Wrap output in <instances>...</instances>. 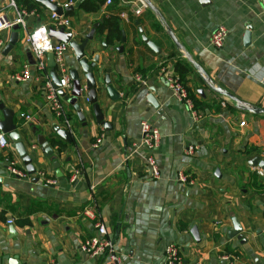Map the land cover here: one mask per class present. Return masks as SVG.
I'll return each mask as SVG.
<instances>
[{
    "label": "crops",
    "instance_id": "obj_1",
    "mask_svg": "<svg viewBox=\"0 0 264 264\" xmlns=\"http://www.w3.org/2000/svg\"><path fill=\"white\" fill-rule=\"evenodd\" d=\"M147 1L160 17L140 0H114L95 14L75 9L68 11L73 15L66 16L73 39L79 42L94 24L100 25L104 16L121 10L125 43L120 40L107 47L104 38L95 33L86 51L88 61L94 55L99 57L97 102L104 122L111 124L108 136L94 122L84 90L78 104L85 127L65 102L72 125L69 132L47 109L40 83L34 78L15 81L24 65L30 66L34 75V61L32 56L27 59L30 51L24 45L26 30H18L17 44L5 55L2 51L11 30L0 32V105L12 111L16 133L36 174L44 173L57 182L45 186L38 178L32 181L35 175L27 180L11 177L5 159L25 169L4 136L8 146L0 150V259L16 257L20 264H106L79 251L81 243L95 234V219L85 214L89 210L105 223L122 264H162L164 248L170 243L178 247L184 264H264V189H260L264 178L258 169L247 166L255 157L264 161V150L261 155L242 154L238 147L255 134L251 129L248 133L239 130L244 116L261 128L264 116L236 110L233 103L211 92L192 67L182 85L193 98L188 96L194 110L201 113V121L193 124L189 112L164 82L159 67L162 64L163 69L172 70L175 61L188 62L167 36L166 25L214 86L244 103L264 108V11L258 0ZM15 7H9L8 0H0V13L9 20L19 11V6ZM50 14L43 7V19L32 23L30 29L47 21ZM139 27L161 50L160 57L142 42ZM217 27L226 31L219 49L209 42ZM247 28L250 42L244 45ZM120 46L121 53L117 51ZM64 64L67 70L76 67L69 48ZM105 70H109L111 84L120 95L117 101L109 99L102 85ZM136 76L142 83L135 82ZM70 91L71 87L66 91L68 96ZM21 114L32 121L25 123L19 118ZM141 121L159 130V144L154 150L160 176L157 180L151 179L141 155L130 156L131 146L140 139ZM55 128L69 132L72 143L60 139ZM37 137L48 144L50 157L44 156ZM190 146L191 154L187 152ZM53 161L59 164L60 177L51 167ZM216 169L219 178L214 176ZM178 173L187 175L191 183H179ZM232 218L241 226L245 244L226 238ZM8 220L12 225L6 224ZM27 221L29 225L24 224ZM192 228H196L199 242L191 235ZM12 230L15 236H10ZM226 250L230 253L225 254Z\"/></svg>",
    "mask_w": 264,
    "mask_h": 264
},
{
    "label": "built area",
    "instance_id": "obj_2",
    "mask_svg": "<svg viewBox=\"0 0 264 264\" xmlns=\"http://www.w3.org/2000/svg\"><path fill=\"white\" fill-rule=\"evenodd\" d=\"M113 1L114 0H102V6L109 7L112 5ZM8 2L9 7L16 9L13 0H8ZM258 2L264 11V0H258ZM141 4L144 6L143 3ZM73 5L74 1H68L59 6L62 10H64L66 8L72 7ZM139 12L140 11L138 10L137 13ZM28 16L34 15L32 12L27 14L16 11L15 18L13 20H9L5 15L0 13V32L10 31L13 25H18L19 28L26 30L24 33V45L30 51L34 61V75L31 74L30 66L24 65L22 71L18 73V75L14 76V80L17 82H25L31 80V78H34L36 82L40 83L44 91V100L47 109L54 115L55 118L59 119L63 123L69 132H71L72 125L70 117L68 116L67 106L65 101L58 95L57 90L53 88L48 67L46 65V54H52L60 89L66 93V91L71 87V83L68 78V70L64 64V55L69 47L67 44L58 43L51 39L48 36V30L49 28L54 30L64 28V30L70 33L73 38L70 19L64 16V14L58 17L54 13H51L47 21L39 24L33 29L27 30L23 17ZM225 38V29L223 27H217L209 38L210 45L215 49H219L222 47ZM160 72L164 82L167 84L174 98L189 112L193 124L199 123L202 118L201 113L194 110L193 104L188 98L187 92L177 75L173 72V70L163 69L162 67ZM135 82L142 83V80L140 77L136 76ZM19 118L25 123L32 121L31 117L28 115L21 114L19 115ZM239 125L240 127H243L245 122L241 121ZM139 131L140 139L137 143L131 146L130 156L141 155L149 171L151 179L157 180L160 176L154 161V150L159 144V130L148 121H141L139 124ZM7 146L8 143L5 137L1 134L0 150H4L7 148ZM187 152L191 154L193 152V147H188ZM4 163L6 164L7 172L11 177L20 180H27L31 178L27 176L23 169L19 168L16 163L10 159H5ZM35 176L36 178L40 179L45 186L57 185L56 180L47 177L44 173H37ZM177 181L181 184L191 183L187 175L183 173L177 174ZM85 214L90 216L91 219H95V234L93 237L86 239L81 243L79 251L90 259H103L106 264H122L121 256L117 252L115 245L107 232L105 223L100 218L96 219V217H94L92 213L89 212V210L85 211ZM6 224L12 225V220H8ZM46 264L58 263L50 261ZM162 264H184L183 259L180 257L179 249L175 244L170 243L165 246Z\"/></svg>",
    "mask_w": 264,
    "mask_h": 264
},
{
    "label": "water",
    "instance_id": "obj_3",
    "mask_svg": "<svg viewBox=\"0 0 264 264\" xmlns=\"http://www.w3.org/2000/svg\"><path fill=\"white\" fill-rule=\"evenodd\" d=\"M144 6L153 12L157 17H160V14L157 12V10L153 7V5L147 1V0H140ZM204 0H200L201 3H203ZM38 3L46 8L51 13H54L56 16H62L65 12L73 11L75 9H78L81 3V0H78L75 2V4L72 7L66 8L64 10L61 9L59 5H57L54 2H51V0H40ZM25 21V27L27 30L30 29L32 23L36 22L39 23L40 19H36L34 16H28L23 17ZM135 24L137 25L138 22L135 21ZM98 27V23L94 24L89 31V33L82 39V41H75L72 38V35L64 30V28H59L58 30H54L52 28H49L48 30V36L53 39L55 42L58 43H64L67 44L69 47V50L74 55V61L76 64V67L68 68V75L69 79L71 81V91L69 96L60 89L59 86V80L55 71V63L53 61L52 54H46V65L49 69V76L52 82V86L55 90H57L58 95L69 105L72 106L74 111L76 112L77 118L79 122L81 123L82 127H85V118L82 115L80 106L78 104V100L81 97V91L84 90L85 93V99L87 104L89 105L92 116L94 119V122L98 125H101L103 128V131L106 133V136H108V131L111 129V124L105 123L103 120V115L100 111L98 102H97V94L99 92V89L97 87V81L95 79L96 76V65L99 62V57L97 55H94L91 59V61H88V57L86 55L87 47L90 42H92L95 31ZM18 25H13L11 27V33L9 35V40L6 46L4 47L2 54H7L18 42ZM247 31L244 35L243 44L248 45L250 40V33ZM138 31L141 35L142 42L157 56L160 57L161 50L151 41H149L145 35L143 34V30L139 27ZM165 32L169 39L173 42L175 47L180 50L184 58L192 65L194 70L198 73L203 83L208 87V89L213 92L214 94L224 97L226 100L234 104V107L236 110L240 111L241 113H246L249 115L254 116H264V108L256 107L253 105H249L247 103H244L240 101L239 99L235 98L228 92L220 89L219 87H216L213 85L211 79L208 77V75L204 72V70L195 63L190 55L186 52H184L183 48L179 45L177 42L175 36L173 33L168 29V27L165 25ZM121 43H125V33L124 31L121 32ZM103 49H105V45L102 44ZM118 52H122L123 48L122 46L118 47ZM27 59L29 60L31 58L30 53H27ZM32 64V62H30ZM81 72V76L84 80V85H81V79L79 77V71ZM102 85L105 88V92L109 99L111 101H117L120 98L119 93L114 89V87L111 84V81L109 79V70H105L104 77L102 80ZM153 92V90L151 91ZM198 94L203 97L202 90H198ZM0 112L2 114V121H0V134L3 136H6L10 140V147L14 149L21 160V163L24 166L25 172L28 177H32L36 175L35 169L31 165V160L27 155V152L21 142V137L16 133V125L13 122V113L11 110L5 109L3 105H0ZM56 135L65 141L66 143H72V139L70 136V133L61 129H54ZM37 143L41 147V149L44 151V156L46 158L50 157L52 155L51 149H49L48 144L45 142L43 137H37ZM247 166L249 168H256L258 169V173L261 177L264 178V161L261 160L259 157H255L248 161ZM52 169L54 170V173L56 177H60L61 174L59 173V164L57 161H53L51 164ZM214 176L219 178V170L216 169L214 171ZM33 182H37V178H32ZM232 223V229L229 230L226 233V238L228 240L236 239L240 244H245L246 240L243 238L242 235V228L237 222L235 218L231 219ZM193 238L199 242V237L196 231V228H192L190 231ZM10 236H15V233L13 230L10 232ZM1 261H6L7 264H20L18 259L16 257L9 258L8 256H3L0 259Z\"/></svg>",
    "mask_w": 264,
    "mask_h": 264
},
{
    "label": "trees",
    "instance_id": "obj_4",
    "mask_svg": "<svg viewBox=\"0 0 264 264\" xmlns=\"http://www.w3.org/2000/svg\"><path fill=\"white\" fill-rule=\"evenodd\" d=\"M14 3L19 6V11L24 13H33L35 17H38L39 19H43L42 12L43 7L38 3L40 0H13ZM68 1H78V0H65ZM102 6V0H81L80 6L78 8L79 11H81L84 14H95L100 11ZM74 13L72 12H65V16H71ZM121 10L118 9L116 12L111 13L109 15H106L102 18V22L96 29L97 36H101L104 38V43L107 47H113L117 44H119L121 40V28H120V16ZM159 67H163L162 64L159 65ZM192 66L188 62H182V61H175L173 65V72L177 75L181 83L186 82V77L189 75V73L192 71ZM138 86V85H137ZM136 88L134 89V91ZM188 96L192 98L190 92L188 91ZM195 106L197 105L196 102ZM201 103H204L203 101ZM204 106L203 104H201ZM198 106V105H197ZM196 106V107H197ZM201 106V107H202ZM2 161V158L0 159ZM259 175V174H258ZM260 189H264V185H260ZM25 225H29V222H25ZM23 226V225H22ZM230 253V251L226 250L225 254Z\"/></svg>",
    "mask_w": 264,
    "mask_h": 264
},
{
    "label": "rangeland",
    "instance_id": "obj_5",
    "mask_svg": "<svg viewBox=\"0 0 264 264\" xmlns=\"http://www.w3.org/2000/svg\"><path fill=\"white\" fill-rule=\"evenodd\" d=\"M243 119L244 120H242V121L245 122L248 125V127L245 128V125H244L240 129L239 128L238 129L240 131L243 130L242 133H245V132L248 133L249 130L251 129V131L255 134L253 136V139H251V140L248 139L247 142H245V143L243 141L241 142L240 146H238V147H240V149L242 151H239V153L244 154V153L252 152V154L261 155V153L264 150V126H263V128H261L259 126H257V127L253 126V123L250 122V121H252V119L248 116H244ZM234 133L236 135H238L235 131H234Z\"/></svg>",
    "mask_w": 264,
    "mask_h": 264
}]
</instances>
